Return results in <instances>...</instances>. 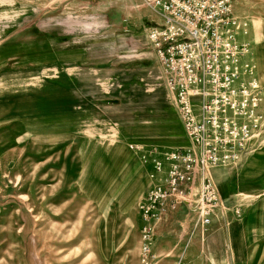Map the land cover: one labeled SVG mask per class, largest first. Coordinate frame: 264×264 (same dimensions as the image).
Instances as JSON below:
<instances>
[{"label": "rangeland", "instance_id": "1", "mask_svg": "<svg viewBox=\"0 0 264 264\" xmlns=\"http://www.w3.org/2000/svg\"><path fill=\"white\" fill-rule=\"evenodd\" d=\"M232 12L264 117V0ZM157 21L146 0H0V264H264V120L208 167L209 222L167 204L142 250L150 165L127 144L160 158L187 144L147 38Z\"/></svg>", "mask_w": 264, "mask_h": 264}, {"label": "built area", "instance_id": "2", "mask_svg": "<svg viewBox=\"0 0 264 264\" xmlns=\"http://www.w3.org/2000/svg\"><path fill=\"white\" fill-rule=\"evenodd\" d=\"M159 16L147 30L187 144L159 157L157 148L129 142L149 162V185L138 202L144 254L167 204L192 203L197 224L218 203L208 167L235 161L263 124L254 66L238 38L245 23L233 0H146Z\"/></svg>", "mask_w": 264, "mask_h": 264}, {"label": "crops", "instance_id": "3", "mask_svg": "<svg viewBox=\"0 0 264 264\" xmlns=\"http://www.w3.org/2000/svg\"><path fill=\"white\" fill-rule=\"evenodd\" d=\"M150 15H151V14H150ZM152 15H153V14H152ZM153 24H154V23H153ZM149 27H150V26L147 27V30H148ZM182 129H183V128H182ZM186 143H187V142H186ZM183 205H184V206H188L190 209L193 210V207H192V203H191V202L188 203L187 201H185V202H183ZM157 225H158V224H157ZM157 225H156V226H157Z\"/></svg>", "mask_w": 264, "mask_h": 264}]
</instances>
